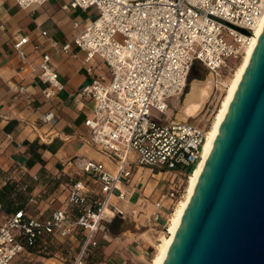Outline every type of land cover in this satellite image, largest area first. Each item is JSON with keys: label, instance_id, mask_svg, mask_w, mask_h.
Listing matches in <instances>:
<instances>
[{"label": "built area", "instance_id": "1", "mask_svg": "<svg viewBox=\"0 0 264 264\" xmlns=\"http://www.w3.org/2000/svg\"><path fill=\"white\" fill-rule=\"evenodd\" d=\"M45 1L14 0L21 8ZM62 8L97 11L72 44L84 52L85 63L98 57L108 68L107 83L104 76H93L80 95L95 103L91 117L84 121L89 140L115 168L110 173L101 162L87 160L82 171L95 181L98 194L76 179L65 188L64 205L47 216L36 217L25 209L9 215L0 224V264H16L22 256L28 264H41L31 258L47 255L58 240L72 238L80 244L70 264H89L100 247L99 234L106 231L114 215L122 214L112 199H129L137 167L171 172L159 198L152 202L148 219L156 222L163 217L161 211L174 210L185 192L183 175L201 159L208 125L174 120L167 100L180 98L195 63L218 78H227L232 69L229 60L240 59L252 29L264 15V0H67ZM27 42L21 36L12 45L20 59L25 57ZM68 48L69 43L62 46ZM49 60L43 54L38 66V77L47 84L42 90L47 100L62 89ZM86 71L92 74V67ZM13 88L25 92L22 85ZM54 119L51 108L40 121L51 125ZM21 188L25 190L26 185ZM57 264L69 263L61 260Z\"/></svg>", "mask_w": 264, "mask_h": 264}, {"label": "crops", "instance_id": "2", "mask_svg": "<svg viewBox=\"0 0 264 264\" xmlns=\"http://www.w3.org/2000/svg\"><path fill=\"white\" fill-rule=\"evenodd\" d=\"M65 2L47 0L21 8L14 0H0V224L18 209L36 217L47 216L64 205L65 188L76 179L86 182L98 194L95 181L82 171L87 160L101 162L106 171L114 172L115 165L91 143L90 131L84 124L91 117L95 103L80 95L81 88L93 76L102 75L107 83L108 68L98 57L85 63L84 52L72 44V39L96 17L97 11L94 8L64 10ZM21 36L28 38L24 59L12 47ZM66 43L69 48L63 50ZM43 54L49 55V66L57 72L62 84V89L49 100L42 94L47 84L38 77ZM87 66L92 67L90 75ZM15 85L24 86L25 92H16ZM51 108L55 112L54 122L43 124L40 118ZM146 168L137 167L134 171L131 185L136 184L135 188L144 183L142 176L146 175L137 176V171ZM23 185L25 190L21 188ZM135 188L127 201L112 199L122 214L114 215L106 224V231L99 234L100 247L89 258V264H131L129 259L132 261L140 255V242L129 245L127 239L135 206L144 200L141 193H145V188L141 193ZM153 200V195L146 197L150 206L147 219ZM163 204L168 207L166 201ZM166 214V210L161 211L163 217L153 224L163 223ZM79 244L78 238L58 240L47 255H34L31 260L41 264L66 260L70 264ZM16 264H28V258L22 256Z\"/></svg>", "mask_w": 264, "mask_h": 264}, {"label": "water", "instance_id": "3", "mask_svg": "<svg viewBox=\"0 0 264 264\" xmlns=\"http://www.w3.org/2000/svg\"><path fill=\"white\" fill-rule=\"evenodd\" d=\"M162 264H264V29Z\"/></svg>", "mask_w": 264, "mask_h": 264}, {"label": "bare ground", "instance_id": "4", "mask_svg": "<svg viewBox=\"0 0 264 264\" xmlns=\"http://www.w3.org/2000/svg\"><path fill=\"white\" fill-rule=\"evenodd\" d=\"M262 29H264V15L260 17L256 26L252 29L249 35V42L246 45L242 56L240 57L241 59H239L240 61L238 62L237 66L235 67L232 73V76L225 88V93L222 99L220 100L219 106L208 126L206 138L202 147L201 159L186 177V179L188 180H186L184 195L174 207V210L171 215L168 217L167 224L164 227L166 228V235L163 236L158 242L155 248L154 256L149 262V264H162L163 262V259L167 253L172 238L174 237L175 232L178 228L180 219L183 215L184 208L192 194L193 187L200 176V172L205 163L207 154L213 145L216 134L227 112L229 104L233 98L234 92L241 80L243 72L246 69L247 63L258 41ZM212 76V73L208 74V77ZM209 93L210 86L207 79L204 81L191 80L189 83L188 90L181 101V105L179 106V109L175 114L176 118L184 120L186 118L196 117L201 112L205 102L207 101L205 99L207 98Z\"/></svg>", "mask_w": 264, "mask_h": 264}, {"label": "rangeland", "instance_id": "5", "mask_svg": "<svg viewBox=\"0 0 264 264\" xmlns=\"http://www.w3.org/2000/svg\"><path fill=\"white\" fill-rule=\"evenodd\" d=\"M239 61L240 60H236V61L233 59L229 60V63L231 64L232 69L230 70L226 79H223V77L218 78L213 74V87H212V92L209 95V98L205 102L201 112L196 117L189 118V121H193L195 123H198L199 125L207 124L209 126L219 106L220 100L222 99L225 93V88ZM195 64H196V70L193 72V74L189 73L187 87L179 98L181 100L184 98V95L188 90L189 83L193 78H195L198 75L199 78L205 79L207 75L211 73L200 63H195ZM167 101L170 106L169 113L172 115V118H174V120L176 121H180L181 119L176 118V115H175V113L178 110L177 99L170 98ZM143 174H146V175H144L143 177L142 176ZM170 175H171V172L156 173L154 171L152 172V170H149V168H146V170L140 169L137 171V176H142L143 178L142 180H144V183H142L140 187H137L138 189L135 188L136 184L132 186H134L136 191L139 190L140 193L143 192L145 188V193L144 194L141 193L142 194L141 198H144V200H141V202L135 206L136 214L132 219L133 221H131L132 230L127 235V239H128V244L130 242L134 243V241L140 242L142 251H140V255L139 256L136 255V258H133L132 261L129 259V262L131 264H149V262L154 256L155 248L158 242L163 236L166 235V228H164L165 225L167 224L166 221H164L163 223L153 224L152 221H149L145 217L147 216L148 210L150 209L149 208L150 206L148 204L149 202L146 201V197L149 198L150 196L153 195L154 199H157L158 194L163 190L162 186L167 184L166 180L170 177ZM183 186L186 187V181L183 182ZM156 191H157V194H155ZM18 198H21V196L19 195ZM134 199H135V196H133L132 201ZM172 212H173V209H171L170 212H168L166 216L167 219L171 215Z\"/></svg>", "mask_w": 264, "mask_h": 264}, {"label": "flooded vegetation", "instance_id": "6", "mask_svg": "<svg viewBox=\"0 0 264 264\" xmlns=\"http://www.w3.org/2000/svg\"><path fill=\"white\" fill-rule=\"evenodd\" d=\"M208 80V83H209V86H210V93L208 94V96H207V98L205 99V100H207L208 98H209V95L211 94V92H212V87H213V76L212 77H208V75H207V77L205 78V79H203V78H199V76L197 75L195 78H193L192 80H199V81H204V80ZM181 99H178L177 100V105H178V109H179V106L181 105ZM176 114V113H175ZM184 117V116H183ZM184 120H189V118H186V119H184Z\"/></svg>", "mask_w": 264, "mask_h": 264}, {"label": "trees", "instance_id": "7", "mask_svg": "<svg viewBox=\"0 0 264 264\" xmlns=\"http://www.w3.org/2000/svg\"><path fill=\"white\" fill-rule=\"evenodd\" d=\"M196 70V64H193L191 70H190V74H193V72ZM114 228H112V226L109 228L110 231H112Z\"/></svg>", "mask_w": 264, "mask_h": 264}]
</instances>
